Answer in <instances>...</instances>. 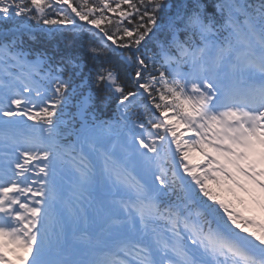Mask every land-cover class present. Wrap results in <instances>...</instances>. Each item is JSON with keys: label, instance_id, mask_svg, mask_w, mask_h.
Listing matches in <instances>:
<instances>
[{"label": "snow or ice", "instance_id": "1", "mask_svg": "<svg viewBox=\"0 0 264 264\" xmlns=\"http://www.w3.org/2000/svg\"><path fill=\"white\" fill-rule=\"evenodd\" d=\"M0 264H264V0H0Z\"/></svg>", "mask_w": 264, "mask_h": 264}, {"label": "trees", "instance_id": "2", "mask_svg": "<svg viewBox=\"0 0 264 264\" xmlns=\"http://www.w3.org/2000/svg\"><path fill=\"white\" fill-rule=\"evenodd\" d=\"M167 3H171L173 5L178 4L180 0H166ZM205 4L211 5L214 0H203ZM252 2H257V0H252ZM32 23L33 26L36 27L34 22ZM127 23V22H125ZM89 39L87 34H84L83 39H81L77 34L72 32H66L63 35H57L53 37L51 40H49L47 37L42 36L41 34L37 33V41H29L27 40V37H25L26 41V47L32 49V50H48L49 52L52 51V49H57L59 52H63L68 55H76L83 51L82 45ZM152 46H150L151 48ZM154 50V49H153ZM126 51V50H125ZM57 59H59V56H57ZM86 67L84 68V75L87 74L88 66H91V61H86ZM76 82H79V77L76 78ZM129 86L130 80L128 81ZM85 93L89 91V89H84ZM91 91L96 92V89H91ZM78 101L73 100L70 102L69 106L66 109L67 114L65 115V119L70 123V126L75 124L78 120V114H77V105ZM139 112H143V109H137ZM104 118H112L115 114V105L111 104L107 108L102 109V113ZM74 117L77 119L74 120ZM142 118V117H141Z\"/></svg>", "mask_w": 264, "mask_h": 264}]
</instances>
